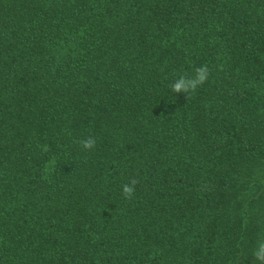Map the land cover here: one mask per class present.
Returning <instances> with one entry per match:
<instances>
[{
	"label": "trees",
	"instance_id": "16d2710c",
	"mask_svg": "<svg viewBox=\"0 0 264 264\" xmlns=\"http://www.w3.org/2000/svg\"><path fill=\"white\" fill-rule=\"evenodd\" d=\"M261 245L264 0H0V264H264Z\"/></svg>",
	"mask_w": 264,
	"mask_h": 264
},
{
	"label": "clouds",
	"instance_id": "9594fccd",
	"mask_svg": "<svg viewBox=\"0 0 264 264\" xmlns=\"http://www.w3.org/2000/svg\"><path fill=\"white\" fill-rule=\"evenodd\" d=\"M209 68L207 65H201L194 69L192 76L181 75L171 85V90L174 93H184L188 96L191 93L197 91L208 79ZM81 147L85 150H90L95 147L96 140L92 136H88L86 139L78 141ZM138 183L136 179L130 180L128 183L122 185V194L125 199H131L135 193V186ZM261 252H264V245H261ZM259 258L260 253L256 254Z\"/></svg>",
	"mask_w": 264,
	"mask_h": 264
}]
</instances>
